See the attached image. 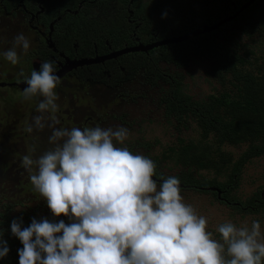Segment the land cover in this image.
I'll return each instance as SVG.
<instances>
[{"label": "rangeland", "instance_id": "374dc122", "mask_svg": "<svg viewBox=\"0 0 264 264\" xmlns=\"http://www.w3.org/2000/svg\"><path fill=\"white\" fill-rule=\"evenodd\" d=\"M187 1L140 0L142 4L140 7H146V13L152 20V28L157 30L162 22L161 9L164 8L165 11V8H177L176 2L184 5ZM71 4L65 0H0V215L30 223L33 218L37 221L46 218L51 222L60 220L66 224L71 222L68 217L53 216L46 202L34 190L29 178L37 171L35 165L32 172L27 171L22 165L24 155L36 159L53 147L49 143L52 129L45 127L42 131L34 130L32 133L26 131L32 117L40 114L36 109L43 97L25 100L22 95L24 88L20 89L17 86L20 82L25 83L24 78L21 79L18 75L21 70L30 78L31 72L39 69L40 65L36 61L42 57L41 53L52 49L50 41L52 33L62 35L64 32H77L74 29L76 19L73 16L74 11L70 9ZM38 5L43 9L48 8L50 17H39L37 21H30L29 13L34 15L36 11L42 10L41 7L36 9ZM65 6L70 12L67 13L68 18L62 19L60 16L66 12ZM90 6L86 7L80 22L77 23H85L87 19H91L90 21L96 19L104 23L106 19H113L116 1H109L101 8L93 4ZM259 18L264 21V13H260ZM162 23H165V27L169 26L164 20ZM21 33L29 40L30 47L26 54L17 48L19 61L12 65L4 58L3 53L12 48L14 37ZM225 33L236 44L239 53L248 64L255 66V59L262 61L264 26L261 31H255L249 36L232 29ZM216 40L220 41L217 38ZM136 58L139 63L141 57ZM136 58L122 62L124 73L116 76L110 82V87L94 82L93 73H87L85 76L81 73L79 79L73 75L61 76V83L54 89L58 95L56 101L58 111L54 114L59 120L56 127L69 130L73 127L83 130L86 127L97 126L114 130L119 127L127 128L129 130L127 140L123 144L114 141V144L117 147H127L133 154H141L151 159L155 164L153 179L158 182L168 177H177L181 173L190 174L197 180L216 178L220 182L224 181L228 168L216 176L214 170H199L192 167L182 169L177 165L170 150L174 151L177 148L179 140L182 143L199 142V132L195 124L188 119L177 123L173 116L167 114L164 105L168 97V84L164 80L169 81L171 78L179 82L180 91L193 101L204 102L208 97L218 94L221 87L210 73L209 61L189 56L181 66L158 61L155 66L144 68L138 66L131 68V71L127 68L125 70L128 63L134 62ZM150 71H153L154 75ZM158 74L160 76H157ZM173 82L171 80L169 84L172 85ZM82 88L89 97L77 95ZM60 111L68 119L62 118L64 114ZM33 146L35 151H32ZM212 148L215 150L214 145ZM218 150L230 157L231 163L235 164L246 151V145H223ZM180 188L183 202L191 205L198 216L207 220L206 231L211 233L212 239L224 245L225 259L231 257L227 255V244L218 232L222 224L232 223L238 229L247 227L251 230L252 223L258 221L261 237H264V209L256 214L239 213L213 200L209 194ZM263 191L264 155H260L248 160L241 167L237 187L231 196L244 202L256 192L264 194ZM17 261L19 264L18 255ZM261 264H264V258Z\"/></svg>", "mask_w": 264, "mask_h": 264}, {"label": "clouds", "instance_id": "9594fccd", "mask_svg": "<svg viewBox=\"0 0 264 264\" xmlns=\"http://www.w3.org/2000/svg\"><path fill=\"white\" fill-rule=\"evenodd\" d=\"M29 47V40L17 34L3 56L16 65V49L26 54ZM56 68L48 60L30 78L22 70L18 74L27 85L25 100L43 97L36 109L40 114L26 131L52 129L53 145L36 159L24 155L22 165L29 172L35 165L29 178L34 190L53 216L71 222L33 218L22 228V221L14 219L11 233L23 245L19 264H261L260 223L254 221L251 230L232 223L218 228L231 257L225 259L224 245L206 231L207 220L183 202L179 179L158 182L151 159L114 144L127 140V128H57L54 89L61 80ZM8 252L7 242L0 239V259Z\"/></svg>", "mask_w": 264, "mask_h": 264}, {"label": "trees", "instance_id": "16d2710c", "mask_svg": "<svg viewBox=\"0 0 264 264\" xmlns=\"http://www.w3.org/2000/svg\"><path fill=\"white\" fill-rule=\"evenodd\" d=\"M135 1L116 0L113 20L99 32L118 52L212 28L210 32L199 33L187 41L162 45L146 53L131 52L141 53L137 56L141 59L137 63L136 58L127 67L130 70L138 66H155L158 61L181 66L189 56L200 57L209 61L210 73L221 87L218 94L208 97L206 101H193L180 91L179 82L172 78L164 80L168 84V97L164 101L167 114L173 116L177 123L186 119L193 122L200 138L199 142L182 143L179 140L177 148L170 150L177 165L182 169L214 170L216 176L229 169L222 182L216 178L197 180L190 174L181 173L176 177L180 187L209 194L213 200L239 213L256 214L262 211V192H256L244 202L231 196V193L237 187L241 167L248 160L264 155V57L262 61L255 59V66L248 64L225 32L232 29L249 36L261 31L264 21L260 20L259 14L264 13V0H255L240 12L239 9L250 0H188L184 5L176 2L177 8L161 9V21L164 20L169 26L165 27V23L160 22L157 30L152 28L146 7H140V0H137L138 3ZM70 9L75 11L76 4L72 3ZM235 13L237 15L233 19L221 24ZM75 26L80 34L96 31L87 22L75 23ZM133 39L139 41L136 46H133ZM100 50L97 48L98 53ZM150 73L154 75L153 71ZM171 80L174 81L172 85L169 84ZM238 144L246 145V151L239 161L232 164L231 158L218 149L223 145ZM14 219L0 215V239L6 241L9 248L7 256L0 259V264H17L18 249L23 247L11 233L10 225ZM30 224L29 221H22V228Z\"/></svg>", "mask_w": 264, "mask_h": 264}, {"label": "flooded vegetation", "instance_id": "af4514ba", "mask_svg": "<svg viewBox=\"0 0 264 264\" xmlns=\"http://www.w3.org/2000/svg\"><path fill=\"white\" fill-rule=\"evenodd\" d=\"M109 1L112 2L113 0H65L66 3L74 2L76 4V9L73 12L74 13L73 16L76 19V23L80 22L84 10L86 9V7H89L90 4H93L94 6L101 8V7H105ZM135 2L138 3L137 0ZM24 7H26V5ZM39 7L41 6L38 5L36 9H39ZM64 9L63 10L66 12L60 16L62 19L68 18L67 13L70 12L67 11L68 8H66V6L64 7ZM49 13L50 10L48 8H44V9L42 8V10L36 11L34 15L29 13V19L30 21H37L39 17L49 18L50 17L48 16ZM90 20L91 19H87V22L89 23L91 28L96 29V31L91 30L88 33L80 34L78 33V31L80 32L79 28L75 26L74 23V29L77 30V32H73V33L64 32L62 35H57L56 33H52L50 35L52 49L44 51V53H41L42 57L39 58L37 61L36 60L35 61L36 63L38 62L40 66L42 65V63L48 60L55 61L57 65L56 68L57 74L62 73L60 77L63 75L65 76L73 75L75 76V78L79 79L80 78L79 76H81L82 74H84L85 76L87 73H93L94 76L92 74L91 75L94 78L93 79L94 82L110 87L109 85L110 82L113 81L116 78V76L123 75L124 73V67L122 66V62H128L129 59L132 60L133 58H136L137 56H140L142 54L128 53V54L116 56L115 58L102 60L104 57L112 56L115 52H118L116 51L118 49H113L110 42L106 38L102 37L103 35L101 33H99L113 19L110 20L106 19L104 23L99 22L96 19H92V21ZM101 40L103 41L101 42ZM138 42L139 41L137 39H133V46H136ZM97 48H101L100 53L97 52ZM95 55L97 56L95 57ZM94 59L98 60V62L93 64L76 65L75 67L72 68L69 66V63L71 62H79V61L83 62L85 60H94ZM32 60L34 61V59ZM126 68L127 67H125V70ZM21 79H23V77H21ZM80 91H81L80 94L77 95L83 94L85 96H88L84 92L85 90L83 88ZM60 112L61 114H64L62 111ZM62 118L68 119V117L65 114L63 115ZM87 119L86 122H88Z\"/></svg>", "mask_w": 264, "mask_h": 264}, {"label": "water", "instance_id": "95a60500", "mask_svg": "<svg viewBox=\"0 0 264 264\" xmlns=\"http://www.w3.org/2000/svg\"><path fill=\"white\" fill-rule=\"evenodd\" d=\"M254 1L255 0H250L248 3H246V5L242 6L239 9V12L242 9L246 8L247 6L251 5ZM236 15H237V13H235L232 17H229L226 20L221 21V24L224 23V22H226V21H230ZM211 30H212V28H210V27L209 28H204V29H202L199 32L198 31H194L192 33H188V34L183 35L181 37H177V38H172V39H169V40L161 41L159 43H154V44H151L149 46H136L134 48L125 49V50H122V51H119V52L114 53L112 56H106L102 60H106V59H109V58H115L116 56H120V55H123V54H128V53H131V52H143V53H146V51H148V50H150L152 48H156V47H159V46H162V45H167V44H172V43H175L176 44V43H179V42L187 41L188 39H191L193 37L198 36L199 33L204 34V33L210 32ZM97 62H98V60H96V59H94V60H85L83 62H81V61H79V62H71V63H69V66L72 68V67H75L76 65L93 64V63H97ZM61 74L62 73H59L58 75H61ZM17 86L20 89H23L27 85L25 83H23V82H20Z\"/></svg>", "mask_w": 264, "mask_h": 264}]
</instances>
